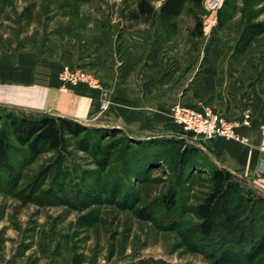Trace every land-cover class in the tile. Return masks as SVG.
<instances>
[{
    "label": "rangeland",
    "instance_id": "374dc122",
    "mask_svg": "<svg viewBox=\"0 0 264 264\" xmlns=\"http://www.w3.org/2000/svg\"><path fill=\"white\" fill-rule=\"evenodd\" d=\"M148 1L156 14L145 24L131 19L137 0H0V57L45 54L50 43L75 50L87 35L105 32L120 59L124 35L133 43L141 35H181V42L185 36L193 42L199 19L204 36L198 45L207 51L221 39L237 60L236 45L249 19L264 22V0H227L217 13L206 9V0L200 8L186 2L176 18L161 16L165 0ZM263 45L264 34L245 56L239 74L243 91L264 80ZM0 131L10 145L0 163V264H264V245L249 256L251 243L229 241L230 234L222 238L225 255L209 254L196 208L211 192L214 169L206 150L182 132L159 140L162 144H133L140 159H130L119 174L116 162L101 168L74 140L67 158L57 159L53 151L31 155L4 114ZM172 146L187 150L183 168L175 164ZM58 170L68 179L57 180ZM168 195L177 199L169 212L163 206Z\"/></svg>",
    "mask_w": 264,
    "mask_h": 264
},
{
    "label": "crops",
    "instance_id": "0c3cea01",
    "mask_svg": "<svg viewBox=\"0 0 264 264\" xmlns=\"http://www.w3.org/2000/svg\"><path fill=\"white\" fill-rule=\"evenodd\" d=\"M103 33L87 35L75 50L74 45L59 48L50 43L45 54L12 52L0 57V115L63 117L119 128L135 140H154L182 132L171 115L177 103L207 106L232 121L250 110L252 126H240L237 133L256 147L252 154L250 146L223 138L207 142L203 149L212 169L229 171L249 192L264 196V154L257 149L264 122V80L244 91L239 80L251 50L235 60L221 39L206 51L197 43L203 37L191 35V42L185 36L181 42V35H141L133 43L124 35L119 59L112 53L110 35ZM65 64L94 74L101 89L78 85L63 90L59 73ZM103 100L109 103L107 109L101 107Z\"/></svg>",
    "mask_w": 264,
    "mask_h": 264
},
{
    "label": "trees",
    "instance_id": "16d2710c",
    "mask_svg": "<svg viewBox=\"0 0 264 264\" xmlns=\"http://www.w3.org/2000/svg\"><path fill=\"white\" fill-rule=\"evenodd\" d=\"M186 2H192L200 8L204 0H165L160 7L161 16L178 17ZM155 14L156 11L148 0H137L136 9L131 11L130 16L134 21L148 24ZM263 34L264 22L251 23L249 19L238 39L236 52L239 55L244 54ZM191 35L198 38L204 36L203 24L199 19ZM4 116L9 122L11 133L20 145L28 148L31 155L53 151L57 159L67 158L70 142L74 140L79 148L96 158L101 168H108L116 162L119 165L117 170L119 174L125 173L126 168L130 166V159H140L141 151L135 149L133 144L143 146L163 140H135L119 128L88 126L63 117L47 116L39 120H29L12 113L4 114ZM108 139L112 141L105 144L104 142ZM9 147L5 132L0 131V163ZM172 147L175 151V164L178 168H183L188 159L187 150H183L182 147ZM83 174L84 172L82 176ZM1 177L0 174V179ZM56 178L57 180L68 179L67 174L61 170L57 171ZM210 183L211 192L196 208L200 219L201 238L204 241H210L207 245L209 254H222L223 250L225 255L227 247H222V238L230 234L229 241L237 239L238 242L244 240L251 243L252 247L248 253L252 256L254 252L259 251L256 248L264 245V196H254L251 192L245 191L233 174L224 169L215 168L211 172ZM163 206L167 212L173 211L177 207V199L173 196H165ZM242 253L241 256L244 255Z\"/></svg>",
    "mask_w": 264,
    "mask_h": 264
},
{
    "label": "built area",
    "instance_id": "2783aa9c",
    "mask_svg": "<svg viewBox=\"0 0 264 264\" xmlns=\"http://www.w3.org/2000/svg\"><path fill=\"white\" fill-rule=\"evenodd\" d=\"M227 0H206L205 7L210 13H217ZM59 80L63 90L69 87L85 85L91 89H101L100 80L93 74L81 69H72L69 66L62 67L59 73ZM104 97L108 96L106 91ZM108 101L103 100L102 109L108 108ZM171 115L176 124H178L182 133L199 143L203 149L204 145L212 140L223 138L233 140L238 143L250 146L249 153L252 154L256 147L250 145L247 137L237 133L240 126H252V112L246 110L240 121L229 120L225 115L218 111L204 106L202 108H193L183 103H177L171 108ZM257 149L264 154V122L261 125V143Z\"/></svg>",
    "mask_w": 264,
    "mask_h": 264
}]
</instances>
